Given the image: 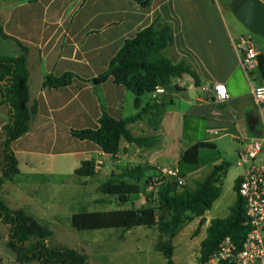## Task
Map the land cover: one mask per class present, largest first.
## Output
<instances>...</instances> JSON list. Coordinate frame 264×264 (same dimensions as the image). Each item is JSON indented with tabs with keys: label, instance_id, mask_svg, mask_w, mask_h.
Segmentation results:
<instances>
[{
	"label": "crops",
	"instance_id": "crops-1",
	"mask_svg": "<svg viewBox=\"0 0 264 264\" xmlns=\"http://www.w3.org/2000/svg\"><path fill=\"white\" fill-rule=\"evenodd\" d=\"M260 1L264 3V0ZM238 2L150 0L147 7H142L133 0H0L3 32L29 47L28 89L30 101H35L37 106L29 131L10 144L18 172L4 180L0 186V199L9 208L22 209L48 224L59 217L50 206L46 207L53 182L59 183L60 188L64 186L63 182L78 176L74 172L84 161L93 163V175L109 176L106 181L117 178L125 169L144 167L147 170L139 182L142 188L143 180L153 170L177 167L188 184L187 176L197 174L198 170L188 166L194 164L181 161L180 155L192 144L211 142L214 148L210 149L217 150L221 146L219 141L228 137L236 158L243 140L264 137V127L253 99V89L262 85L264 79L258 69L257 73L253 70L246 74L242 68L235 44L243 35L237 36L235 25L228 18L229 13L233 15ZM156 19L167 25L173 36L172 44L162 54L174 63H186L197 76L199 85L195 86L193 78L187 74L174 80L180 91L167 100L159 126L156 129L151 126L149 113L142 115V119L128 125L133 136L144 139L141 145L121 139L116 155L110 157L95 144L77 140L69 132L98 127L101 110L93 87L74 80L65 87L41 88V82L48 73L58 76L69 71L84 79L97 76L106 69L125 39L132 38ZM16 54L17 48L12 42L0 40V55ZM214 83L225 86L228 93L225 101L217 102L201 91L200 88ZM100 91L106 112L111 117L124 119L137 113L135 96L125 87L114 84L112 78L100 85ZM162 97V93L155 91L145 93L140 97L141 107L158 103ZM7 117L8 108L0 105V161L3 158L1 129ZM109 161L117 164L110 168ZM211 166L206 168L207 175L214 167ZM122 180L136 182L128 177ZM103 199L109 200L100 197L93 202L99 203ZM131 201L138 208L145 204L137 196ZM39 207L45 208L44 216L37 213ZM205 213L202 216L204 228L200 231H206L209 225ZM199 220L197 217L187 224L198 225ZM151 230L152 252L159 253L154 249L157 231ZM101 233L99 239L83 248L89 264H152L153 258L159 264H165L161 253L162 258L151 253L143 262L139 259V248H130L131 241L136 244L140 241L128 236L132 229ZM7 234L8 226L0 223V235H3L5 245ZM49 239L46 243L50 247H66L51 246ZM66 248L80 251L76 247ZM5 260L6 264H16L13 254H6ZM0 264H3L1 255Z\"/></svg>",
	"mask_w": 264,
	"mask_h": 264
},
{
	"label": "trees",
	"instance_id": "trees-1",
	"mask_svg": "<svg viewBox=\"0 0 264 264\" xmlns=\"http://www.w3.org/2000/svg\"><path fill=\"white\" fill-rule=\"evenodd\" d=\"M142 7H147L150 0H133ZM237 3V2H236ZM234 3V5H236ZM0 40L12 42L17 48L13 56L0 55V105L8 108L7 121L2 125V151L0 161V186L5 179L17 174V160L10 144L29 131L30 122L35 117L37 106L30 101L28 78L29 70L27 56L29 47L3 32L0 22ZM173 42L170 28L156 19L151 25L136 32L132 38L125 39L121 47L109 60L106 69L95 77L84 79L72 72L61 75L48 73L44 75L41 88H60L79 80L89 83L99 98L101 115L97 128L71 129L70 135L80 141H89L110 157L118 151L119 141L141 145L144 140L135 137L128 125L142 119V115H151V126L156 129L164 113L166 102H154L141 107L140 97L145 93L154 92L156 87L164 92L179 90L174 80L187 74L199 85L197 76L184 62L174 63L162 54L163 50ZM258 71L264 79V48L257 56ZM108 78L116 85H121L134 96V106L137 113L124 119H115L107 114L102 101L100 85ZM214 148L211 142H196L180 155V160L187 164H196L201 149ZM227 164L215 165L212 171L193 186L178 185L174 179L165 178L154 193L146 196L144 206L138 208L132 205L133 196L142 192L147 185V168L135 167L125 169L117 178H110L96 188V192L108 197L109 200H99V203H110L111 199L118 209L101 212H79L69 216L70 226L78 231L103 229H120L127 231L135 227H145L157 231L154 249L161 253L165 264H175L172 260V239L186 222L200 217L198 227L203 223V214L209 210L213 202L220 196L222 176ZM91 161H84L75 170V175L91 176L94 172ZM155 170H153L154 172ZM152 172V173H153ZM124 177L136 182L123 181ZM182 177H184L182 175ZM238 178L235 179L233 191L235 200L224 218H213L205 231V237L199 244L197 264L211 255L224 237H229L237 245L247 233L244 217V203L237 195ZM112 197V198H111ZM131 207L121 209L125 203ZM0 223L8 226L6 246L14 256V263L26 264H89L84 252L66 247H50L46 240L51 236V230L32 215L22 209H11L0 199Z\"/></svg>",
	"mask_w": 264,
	"mask_h": 264
},
{
	"label": "rangeland",
	"instance_id": "rangeland-1",
	"mask_svg": "<svg viewBox=\"0 0 264 264\" xmlns=\"http://www.w3.org/2000/svg\"><path fill=\"white\" fill-rule=\"evenodd\" d=\"M228 18L235 25V33L237 36L243 35L244 37H249L257 50H262L264 48L263 38L250 33L240 22L235 19L232 13H229ZM254 73H257V70H254ZM178 91H180V89L175 90L174 92L162 93L163 97L161 100L167 103V100L173 96V93ZM219 142L221 143V146H219L217 150H212L210 148L201 149L197 163L194 165H188L194 170H198L197 174L187 176V182L189 186H193L196 181L202 180L207 175L208 170H206V168H208L209 165H212L211 167H213L218 165L219 162H225L228 165L225 174L222 176L221 194L213 203L211 209L208 210L204 215L207 222L213 218H224L228 215L229 208L233 205L235 200V193L233 191L234 181L236 177L242 172L241 167L236 165V158L233 156V146L229 138L225 137ZM219 158L220 160H218ZM121 162L122 161L119 163ZM213 162L215 164H213ZM163 163L165 165L168 164V162ZM113 164L116 165L117 163L114 161H109L108 163L110 168H112ZM200 169L202 170L199 171ZM108 177L109 176H103L99 173H95L94 175L88 177H71L62 183L64 186L61 188L59 183L53 182L50 202L48 205H46V207L48 208V206H50L52 210L56 211L59 217L56 220H50L48 224L39 220L41 223H45V225L51 230L52 234L49 239L51 246L63 245L66 247H76L83 252V248L87 247L90 242H95L96 239H99L102 236L101 232L120 231V229L78 231L73 229L69 223V216L72 213L83 211L101 212L118 209V206L114 203L113 199H111L110 203L93 202L95 198L105 197L104 195L96 192V188L101 183L106 181ZM79 203L81 205H79ZM81 206H84V208H80ZM130 207V202L120 206L121 209H127ZM37 213L44 216L45 208L39 207ZM187 223L189 222L184 223L173 239V261L175 264H197L196 259L198 257L199 242L205 235V229L200 231V229L204 228L203 224L198 227L194 222H191L190 224ZM0 236V255L3 264H6L5 255L8 254L11 256L12 254L6 248L3 235ZM128 236H130L131 239L137 238L140 240L137 244L135 241H131L132 243L130 248H139L140 251L137 256L140 260H142V262L147 259L146 257L153 253L151 249L153 232L151 229L145 227H135L132 228V233L128 234ZM153 254L160 256L159 258H162L159 253ZM133 255L135 256V253H133ZM150 263L159 264L158 260L155 258H153V261H150Z\"/></svg>",
	"mask_w": 264,
	"mask_h": 264
},
{
	"label": "built area",
	"instance_id": "built-area-1",
	"mask_svg": "<svg viewBox=\"0 0 264 264\" xmlns=\"http://www.w3.org/2000/svg\"><path fill=\"white\" fill-rule=\"evenodd\" d=\"M235 46L240 52V63L245 73L256 70L259 52L251 39L241 36ZM200 89L217 102L228 98L223 84L214 83L210 87ZM155 92L163 93L164 90L156 87ZM253 99L264 127V82L253 89ZM241 144L236 165L242 168V173L237 177L236 193L244 203L247 233L239 245L229 237H224L216 250L200 264H264V137L243 140ZM165 178L174 179L180 186L185 184L184 177L177 167H161L149 175L144 190L136 196L146 203V196L154 193Z\"/></svg>",
	"mask_w": 264,
	"mask_h": 264
},
{
	"label": "water",
	"instance_id": "water-1",
	"mask_svg": "<svg viewBox=\"0 0 264 264\" xmlns=\"http://www.w3.org/2000/svg\"><path fill=\"white\" fill-rule=\"evenodd\" d=\"M233 16L250 33L264 39V3L260 0H239Z\"/></svg>",
	"mask_w": 264,
	"mask_h": 264
}]
</instances>
